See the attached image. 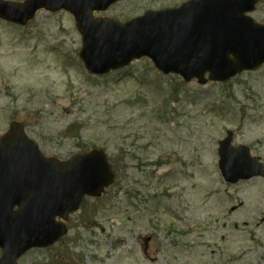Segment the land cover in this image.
<instances>
[{
	"label": "rangeland",
	"instance_id": "obj_1",
	"mask_svg": "<svg viewBox=\"0 0 264 264\" xmlns=\"http://www.w3.org/2000/svg\"><path fill=\"white\" fill-rule=\"evenodd\" d=\"M185 1L119 0L102 15L125 22ZM251 14L264 23V0ZM81 39L63 9L24 27L0 20V136L20 121L47 156L104 148L117 173L64 239L20 264H264V178L230 184L218 166L227 130L264 162V66L200 85L141 58L97 77Z\"/></svg>",
	"mask_w": 264,
	"mask_h": 264
},
{
	"label": "water",
	"instance_id": "obj_2",
	"mask_svg": "<svg viewBox=\"0 0 264 264\" xmlns=\"http://www.w3.org/2000/svg\"><path fill=\"white\" fill-rule=\"evenodd\" d=\"M118 0H0V19L26 25L41 9H65L83 36L86 69L104 75L150 58L164 74L187 82H227L264 64V23L249 14L259 0H188L178 7L148 10L126 22L94 17ZM233 131L219 142V168L237 183L264 176V163L249 146L233 144ZM14 121L0 137V264H18L28 250L44 248L67 232L72 211L85 196L100 197L115 179L103 149L69 160L45 157Z\"/></svg>",
	"mask_w": 264,
	"mask_h": 264
},
{
	"label": "trees",
	"instance_id": "obj_3",
	"mask_svg": "<svg viewBox=\"0 0 264 264\" xmlns=\"http://www.w3.org/2000/svg\"><path fill=\"white\" fill-rule=\"evenodd\" d=\"M71 128H72V126L70 125V126H69V129H71Z\"/></svg>",
	"mask_w": 264,
	"mask_h": 264
}]
</instances>
